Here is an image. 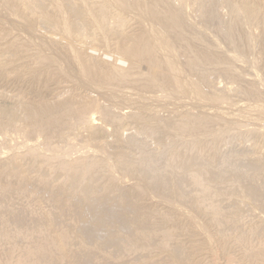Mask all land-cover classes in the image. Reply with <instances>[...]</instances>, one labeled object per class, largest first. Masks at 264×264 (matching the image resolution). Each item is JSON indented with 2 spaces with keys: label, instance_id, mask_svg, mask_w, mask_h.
<instances>
[{
  "label": "rangeland",
  "instance_id": "1",
  "mask_svg": "<svg viewBox=\"0 0 264 264\" xmlns=\"http://www.w3.org/2000/svg\"><path fill=\"white\" fill-rule=\"evenodd\" d=\"M14 1L13 2L16 3V0H14ZM97 1L99 4H101V3H105L104 1H108V0H103V1L101 0V2L99 0H97ZM172 1H174L176 5L173 4ZM243 1L245 2L246 0H240V1L237 0L236 4L243 3ZM254 1L253 0H247V2H245V3L246 4L248 2H249V4L252 3L251 4L252 6L249 4H247V6H250L253 9H254V7H255V9L258 7L257 10L259 11L260 15L264 16V14H262V13H264L263 12L264 10L263 11L259 10L260 6L262 4H264V2H263L264 0L262 1L263 3H258L261 5H258L256 3V6H254ZM260 1L257 0L255 2H260ZM6 2H7V0H0V29H1L0 31L3 30L4 33L6 32V34L8 31L9 35H7L6 37L0 38V40H1L0 43H2V44H0V48L3 49V51H1L2 54L0 53V57H3L5 54L6 57H9L8 59H10V58L11 59L13 58V59L11 62V60L7 61L6 59H4L5 56L3 58H0L2 60L3 59L5 60V65H8L7 68H1L0 69V107L4 110H10L13 112V114L15 116V120H16L15 124L18 125V127H21V126L23 127V125H26V123H25L26 121L29 123V116L27 115V109L28 108H35L34 105L37 106L38 104H48L49 105L50 103H52L51 105H53V103H55L54 106L55 107L57 106L56 112L58 113V111H59V115H61L62 113H65L64 114L65 116L67 114L64 110L68 106L64 107L63 105H65V104L68 105L72 99H73L72 103L77 100L76 102L81 101L79 103H82V105L86 104L87 103L86 100L88 101V99H89L88 103L93 101V100L96 101L97 99H99L100 100L99 105H100V107L102 106V108H100L101 109L100 111L104 113V110L107 108L106 109L107 111L105 110L106 112H105V114H103L104 117L106 116L105 118L103 116H101L102 113H99L98 109L95 110L96 112L91 111L92 114L90 113L91 118L95 117V118H93L94 119L93 124H94L95 128H97V130H96L97 134H95V135H93L90 132L91 130H88V128H84V127L80 128L79 127L82 130H80L78 128L77 129L78 132L76 130L72 129L70 126L69 127L71 129H69V127L67 128L66 126L69 124L71 125L70 122L74 120L73 119L74 116L73 115L71 116L70 114H68V116H67V117H69L68 119H67V117H64V118L60 117L54 123V125H57V126H55L53 128L49 141H47V139L43 135H40L41 137L39 135L33 136V137H28V136L23 134L25 136L24 137L21 134L22 133L21 130H19L21 128H19V129L13 128L16 126L15 124L12 127V125L8 126V124L6 122H3L2 125L0 126V159L4 160L5 163L2 160H0V162L2 161V163H4V166H6L5 164H7V162L5 160L10 161L8 159L10 158V156L13 153L19 154L22 152L24 154V152L26 151L25 149H27V147L31 144L33 145V146L31 145V147L35 148V146H37V149H40V151L39 150H36V151H39V153L43 154L40 156H44V158H46V157L52 158V156L55 155V157L53 156L55 162H58V160L62 161L64 158L63 157L64 153L68 152V153H65L64 161L66 160V162H68L69 158L71 160V161L70 160L69 161L73 162L75 160H78L77 158L83 160V159L87 158V156H88V159H90L92 161H96L95 159L100 158L99 160L101 161V159H102L104 165H107V166H109L110 164H111V166L113 165L111 167L112 169H111L110 173L105 174V176L111 174V175H109L110 178L115 177L117 179V180L112 179L113 180L112 185H114V186L111 187L112 191H110V193H108L110 199L103 198V200H102L101 196L104 195L103 192L105 190L104 187L101 185V183L103 181V179L101 178L102 176H100L102 181L100 183H98V185H100L99 187H101V188L97 187L98 191L96 190L97 192H99V191L101 192V193L100 192L98 193L99 198L96 196H95L96 198L94 196H90L91 197L90 198L89 194H88V195H85L84 197H82L83 199L82 198L80 199V197L77 199L78 195L76 197H74L73 196L74 192H72V194L70 195V192L73 190L72 187H69L70 189L72 188V190H70L68 188L70 191L68 189H67V191L62 190V189L57 187V184L61 180V178L59 179L58 175H56V174H53L54 175L53 176L52 173H50L51 174L50 175L48 173V170H46V167H45V170L43 169L46 173L40 169L41 167L39 168V171H38V169H37L38 164H36V165H34V167H35L34 169H35V171L37 169V171L34 172V170H32V168H33V166H32V168L30 167L31 169H29V170H32L33 172L32 173L30 172V174H29V170L27 171V169L29 167H27L26 165H28L30 163L32 164L33 162H29V161H28L29 163L27 162V160H31V159H29V157H28V159L25 160L28 163V164L25 163V168H26L25 170L30 175V177L29 176L28 177L31 178L33 180L32 182H34V183L29 182V178L27 177L25 180H28L29 185H27L28 183L25 180H24L25 182L23 181V183H25V184H23L21 182L22 184L20 183L21 184L20 185V184H18L19 182H17V184L19 186H21V188L22 187L24 188L27 186L25 188V190L27 189L26 190L27 193L29 194L31 189H32L31 193L33 195H34V193H36L35 194L36 197L40 196L39 194L41 191L43 193L47 191L46 195H44L41 192L44 195L43 197H45V198H43L41 195V197H39L38 199L39 200L44 199V201L46 200L47 206H49L51 204L50 207L55 206V204L57 202L56 200H53L54 195H55V199L57 197V194L64 197V199H62L63 197L58 195L59 197H61V198L57 197L58 200L59 199H61V200H60V203L57 202V205H61V204H65V203L68 204V202H66V201L64 202V200H67V201L71 200V202L69 201V203H71L69 205H72V209L74 208L73 212H74V215H76V216H74L71 213V211L66 213L65 209H63L61 211L62 212L65 211L63 213L64 214L66 213V214L64 215L61 212L60 214L63 216L59 215V213H58L60 211L59 210L57 212V216H59V217L56 216V219L54 221L55 226L56 225L57 226H63V225L66 226L67 228L71 229L74 233H76L77 236H79V237L81 236L83 241H84V242L77 241L75 243L74 246H75V248H77V250L75 251L76 254L74 253V255H71V258H69L67 260L68 261L67 264H264V247H262V246L259 247V244L261 242H264V142H263L264 140L258 141L260 143V145L259 144L257 145L258 142L256 143V141H255V140H257V138H255L256 135H258L259 133L264 134V127H263L264 126V117H263L264 116V113H263L264 110L261 109V107L264 108V68H263L264 67L263 66L264 65V63H263L264 62V50L262 49L264 46V31H263L264 22H261V20H264V17L260 16L261 18L259 17V19H257V20H259V23L261 22L259 25H257L258 23L256 24V26L251 25V24H254V22L256 23L257 20L254 21L253 23H250V22H249L250 24L248 23V25H251L250 28H247L249 26L244 24L245 28H247V30H246L244 28V26H242V25H240V27L234 26L235 25L234 23H236V22H234V21H236V18L232 14V11H231L232 8L230 6H228L227 3H225L226 2L225 0L224 1L223 0H217V2L215 0H213L212 3H210V0H189V1L186 0L184 2H181L179 0L178 1L177 0H171V2H172L171 6L172 7L175 6V8H177V9H180L182 7L181 8L182 14L184 15L186 13L185 16L187 15L186 17L188 19L186 20V17L183 16V19H184L186 24L187 23H189V24L193 23L192 26L193 27L195 26L194 28H196L197 25L199 24L197 27L198 29L196 28L198 31L195 29H193V30L196 33L198 32V34L201 37H203L205 44L212 46L215 51H218L222 55V57L225 56L226 57L225 59H227L229 57L228 60L232 63L230 65L233 66V68H234V69L232 68V70H233L232 73L233 72L236 73L235 71H237V73H239V76L241 74V76H240L241 79L238 76H237V79L231 78V77L229 78L228 77L229 74H227V73L222 74L223 71L220 73L221 70H219V69H212V70L208 69L211 72L210 74L214 73L215 70H216L215 72L219 73V74L218 75L217 74H213V75L209 74L208 75L206 73L205 77H207V75L210 76L209 80H206L205 78H203V79H205L204 81H206L207 83H209V82L210 83L204 84L205 82H203L201 84V86L203 85L201 87L202 92H203V90H205L207 95H210L212 93H214V94L215 93L216 94L222 93V94L227 95V97H228V95H230L229 96L230 98L228 97L227 101H223V103L218 102L220 104L208 106L206 103L195 101L196 99L195 100L193 99V98L197 97V95H198V93L196 91V87L195 88L192 87L186 95L182 96V98H181V96H177V95L166 96V93H164V90L157 88L155 86L154 87L139 88V89L136 88L135 86H131V87L122 86V88L119 87V89H118V87H117V89L116 88L112 89L111 93L106 91V90L105 91H103V90L99 91L98 89L96 90V89L92 88V85L87 84L86 81H84V80L82 82V80L80 79V74H79L80 70H77L78 67L76 69L77 65L75 64V61L73 64V60L72 59L70 60V58H72V57L70 56L69 49H67V47H66V41L64 40V37L62 35H58L55 37L52 36L50 34L51 31L46 29V27H44V25L42 24L43 22H41V25H38V22L40 23V21H38V19H39L38 17L41 14V13H39L40 8H41V10L44 9L42 4L40 3V1L39 0H17L16 6L18 7V9L16 6H14L15 4H13V7H16L15 9L19 12L18 18L15 14L12 13L13 9L9 5H7ZM180 2L185 4V6L183 4H181ZM106 3H107L108 11H110L111 17L108 19V21H106V22H108V24L107 23L102 24V27H104V29L101 28V31L97 30L96 26L94 27L95 24L91 20L92 26L94 27V32L96 31V33L92 34V32H91V34L89 35V38H91L90 41H92V42H90V43H85L83 41L79 42L80 38L78 40V36H76V34L71 33L74 46L76 45V43L78 45V42H79V45L85 44L82 48L84 50L81 49V51L83 52V55L86 56V54L88 52L90 55L89 58H91V62H93V61L96 63L100 62V63H98L99 65L101 64L100 67L105 68L104 65L107 64L106 61L109 62V61H112L115 59L117 50L121 46H123L124 43L127 42V39L129 40L130 38L136 36L137 33H139V32L142 33V32H146L147 30L149 31V29H148L149 27H150V30H152V28H153V31H155L157 29L155 32H157L158 34L159 33L161 34V32H162L161 30H163L162 33H165V34H163V35L161 34V36H164V38H167L168 34H169V36L171 35L170 37L172 38L173 33H175L173 31V28L168 26V24H166L162 20H152L151 21L152 23H151V22H148L149 20H147V19H143L142 17L140 18L139 17L140 15L138 14V12L136 13V12L129 11V10H123L124 14H122V12H121L122 10L118 11L119 9H118L117 5H115V3L112 0H110L109 2H106ZM111 3H113V5H111ZM48 4H49V1H48ZM180 4H181V6H179ZM216 4L219 6L217 7ZM206 5H210V7L206 6ZM77 6L79 7L80 4H78ZM198 6H200V7H198ZM201 6L205 7V8H202ZM215 6H216V8L213 9V7H215ZM227 6H228V8L230 7L228 9L229 11L227 10ZM38 7H39V9H38ZM19 8H20V10H19ZM64 8H66L65 10L69 14L68 15V22H70V20H71L70 18L72 16V14L69 10L68 4H65ZM80 8L82 10L85 9L84 7H82V5ZM184 8H186V9H184ZM201 8L205 12L203 10H201ZM49 9H50V6L47 10L49 11ZM196 9L198 10V12L196 11ZM263 9H264V5H263ZM36 10L39 12L35 13ZM261 10H262V8H261ZM114 11H115V13H113ZM116 11L121 12V14L120 13L118 14V12H116ZM202 11H203V15H205L206 17L202 16V14H201ZM132 13H134V14L131 16ZM123 15H125L126 17ZM196 16H198V18ZM201 16L204 18L202 19ZM209 17L211 20L216 19L217 23L221 19L219 21V23L221 25H223V27L221 25L218 26V24H215L216 25L215 26L213 23H211V21L209 20ZM241 18H242V16H241ZM241 18H239L238 20L239 21L242 20L241 21L242 23L246 22V24H247V21H245L244 18L243 19H241ZM206 19H208L210 22L208 20L206 21ZM145 20H147V21H145ZM188 20H190V21H188ZM216 20L213 22H216ZM230 20H232L231 21L232 23L230 22ZM243 20H244V22H243ZM143 23H145V24H143ZM70 24H71V22H70ZM148 24H150V25H148ZM152 24H154L155 27ZM189 24H187V25L191 27V24L190 25ZM210 24H211V26H209ZM144 25L146 27H144ZM157 25L159 26V28ZM213 26L216 27V29L218 28L217 30H219V29L220 30L219 31L215 30V28ZM220 26H221V28H219ZM234 27L237 28L239 33H242L245 36H247L248 41H249V38H251V37H249V35L251 33V36L253 38L250 39L251 43L249 45L253 47V43H254V47L249 48V50L251 52L254 51V53L252 52L251 56H250L249 50L244 49V51H242L243 49L241 47V44L240 45L238 44V36H237V33H235L236 31H235ZM29 28L32 31L31 33H30ZM166 28H170V29L167 30ZM203 28H204V30H203ZM225 28H227V29H225ZM231 28H232V31H231ZM257 28H258V30H257ZM159 29H160V32L158 31ZM199 29L201 31H199ZM140 30H143V31H140ZM170 30L173 33H171ZM9 31H11V32L9 33ZM102 31H104V32H102ZM165 31H167V32H165ZM248 31H250L249 35H247ZM132 32L135 33V35ZM229 32L231 33V35H229ZM32 33H34V35H32ZM100 33H104V35L106 33V35L108 37L107 40H106V36L101 35ZM129 33H131V35H128ZM224 33H225V35H224ZM258 34H260V35H258ZM119 35L121 36L120 37L121 41H118ZM227 35H228V37H227ZM112 36H114V37H112ZM19 37H21V38H19ZM174 37H175V35L173 36V38ZM226 37H227V39H226ZM13 39L16 40L18 43L20 42L21 48L23 45L24 46L23 49H25V51H27V52H29V51L35 52L36 48L40 47L41 44H43L45 46L43 48V50L45 51V54H47V55L51 54L52 56H54L56 58L57 65L59 67H61L60 69L62 71L67 73L66 76H61V77L55 76L52 78L50 77L51 78L50 79L49 77H47L46 73H44V72H43V75H42V72L36 73V75L33 74L32 71H33V69L36 68V65H35V63H33V61H32V63L30 62L31 59H28V60H25V58L22 60L19 59L18 56H20V55L18 53H16L15 50L12 52L11 47H10L11 50L9 48H8V50H6L7 46H11V44H13L12 43ZM32 40H33V42H32ZM108 40H110V41H108ZM251 40L253 41V43ZM104 41H105V43H104ZM107 41H108L109 45H107V43H106ZM259 42H260V44H259ZM104 44L107 47H104L105 46ZM220 45H222V47H220ZM234 45H236V48H238V52H237V49L235 48ZM99 46H101V47H99ZM231 46H232V48H231ZM42 47H40V48H42ZM79 47L80 46H78V48H77L78 50H80V48L82 46L80 48ZM102 47L106 48L108 53L105 52V50ZM255 48H256V50H255ZM235 49H236V52H234ZM4 51H6V52L4 53ZM9 51L12 53H10ZM7 52H8V54L10 53L9 56H7V54H6ZM85 52H86V54H85ZM104 53H107V54H104ZM11 54H14L15 58L13 56H11ZM258 54H260V55L257 56ZM15 55H18V56L16 57ZM16 58H18V59H16ZM22 58H23V56H22ZM58 58H60V59H58ZM87 58H88V54H87ZM15 59H16V61L18 60V63L17 62L13 63V61H15ZM178 59H180L182 65L184 67V65H185L184 56H180V57H178ZM178 59H177V61H179ZM4 60H3V62H4ZM104 60H106V61H104ZM258 60H259V63H258ZM261 60H262L263 65L261 64ZM8 62H11V64L10 63L8 64ZM176 63H178V62H176ZM181 63H178L177 65L181 66L180 65ZM12 64H14V65H12ZM30 65H31V67H29ZM107 67H106V69H107ZM183 67H181V69ZM11 69H13V70H11ZM184 70L186 73L185 78L190 83H196L199 75H200L199 80L201 77H203V75L205 73L201 76L200 72H206V71L208 72L207 68H206V70L205 69H197L199 71L194 70L191 72H189L186 68H184ZM10 71L11 72L13 71V73H11ZM77 72H79V73H77ZM14 73H15V75H14ZM190 73H191V75H190ZM193 73L196 76L194 75V77H193ZM186 75H187V77H186ZM224 75L225 76L227 75L226 77H228V80H226L227 78L224 79L225 78ZM221 76L224 78H222ZM238 78L240 81L239 84H238ZM242 78L245 79V82H247L249 80V84L251 81H253V82H251V85L257 84V85H253V88H255V86H258L257 88L260 90V92H256L257 91V88H256V90L254 89V91H253V93L256 92L255 95H257V93L260 94V96H258V98H257V101L255 100L256 99L255 95L253 96L252 92L251 93L248 92V93H250V96L246 91L245 92H246L247 96L244 94L245 93L244 90H243L244 93L242 92V88L240 85ZM194 80H196V81L194 82ZM242 81H244V80H242ZM87 82L91 83L89 80H87ZM228 83H229V85H228ZM206 85H207V88H206ZM210 85H212V86H210ZM203 87H205V88H203ZM123 88H125V89H123ZM237 88H239V89H237ZM115 90H117L118 92H115ZM120 91H121V93H120ZM230 91H231V93H230ZM234 91H236V92H234ZM108 94L110 95V97ZM200 94H201V91H200ZM38 96H39V99H38ZM248 96L250 98L252 96V98L250 99V98H248ZM253 97L255 98L254 100H253ZM84 98L86 100H84ZM33 99L35 102L33 101ZM229 99H230V101H229ZM32 101H33V103H32ZM42 101H43V103H42ZM76 102L74 105L77 104ZM59 104H60V106H58ZM175 104H176V106H175ZM231 104H232V106H231ZM74 105L73 106L71 105V107L77 109L78 104L76 107ZM80 105L81 104H79V106ZM103 106H105V107H103ZM200 106H201V108H200ZM259 106H260V109L263 110V112L260 109H259V112L257 111ZM58 107L59 108L63 107V109H61L62 111L58 110ZM103 108H105V109H103ZM102 109H103V111H102ZM201 109H203V110H201ZM215 109H216V111H215ZM239 109H241V111ZM187 111H188V113L192 111L191 112L192 114L194 112H195L194 114H196V113H199V114L201 113V114H205V115L208 114V116H210V117L212 116V117H214V119H218L216 121L217 122L219 121L218 123L219 124L221 123L222 127L225 126V128H227L228 130L231 127L232 131L235 129L233 131L234 134L236 133V134H238V136H241V138H243V139H240V137L237 138V135H233L228 140L227 139L225 140V142H227L225 154L227 156L226 158L229 159L228 167L224 166V165H227V164H225V162L215 161V157L214 158L212 157L213 154L209 150L214 151L215 148L210 149L209 147L203 146L200 148V150H198L196 152H192L194 150L191 149V151H190L188 148H185L184 143H182L183 140H181V137L177 133L174 134L175 132H173L170 129V127L178 120V117L181 118V116H184L183 114L187 113ZM201 111H203V112L205 111V113H203ZM238 111H240V112H238ZM60 112H62V113H60ZM139 112H140L141 116H143V117L139 116V117H141V119H140V121L139 120L137 121L134 119V114L135 113L139 114ZM106 113H109L110 115L106 114ZM241 113H243V114H241ZM93 115H95V116H93ZM117 115H118V117H121L123 119H128V121L125 125L126 127L123 126L121 129V127H119L115 123L113 117L117 116ZM171 116H172V118H171ZM173 116H174V118H173ZM225 116H226V118H225ZM109 117H110V119H108ZM159 118H160L161 122H163L162 118H163V120L165 118L164 122L170 121L171 119L173 121L171 120L170 123L165 122L166 123L165 125H167V126H164V123H161L160 121H158ZM166 118L168 120H166ZM262 118H263V120H262ZM65 119H67L68 121L70 119L69 123ZM257 119L259 122L257 121ZM147 120L149 123L147 125L150 126L151 131L153 129V133L150 132V130H149V133H144L145 129L143 127H141L142 125H140V123H147ZM64 121H66V123ZM158 122H160L161 124H159ZM171 122H173V123H171ZM129 123H131V124H129ZM60 124H62V126ZM158 124H159V127H158L159 130L156 128L158 126ZM170 124H172V125H170ZM58 125H60V126H58ZM63 125H65V126H63ZM169 125H170V127H169ZM221 125H220V127H221ZM131 126H133V127H131ZM151 126L152 127L154 126V128H152ZM161 126H162V129H160ZM58 127H59V129L60 128L61 129L58 130L57 129ZM140 127L143 130V132H141V133L137 134V132H135V130H132V129H138V128L140 129ZM252 127L255 129H253ZM214 128L215 127L213 124L211 129L213 131H215ZM16 129H18L17 132H16ZM139 129H138V131L140 132ZM164 129H165V131H164ZM231 129L229 131H231ZM246 129L248 130V133L253 132L255 134V136L254 137L252 136L253 133L249 134V136H247L248 133H247ZM64 130H66V131L64 132ZM155 130H157V131H155ZM257 130L260 132H257ZM61 131H63V132H61ZM74 131H76L77 133L75 132L76 133L75 134ZM120 131H123V133ZM171 131L173 133H171ZM67 132H69V133L72 132V133L69 134ZM147 132H148V130H147ZM62 133H64V136H62L63 135ZM130 133L133 135V136H131L132 140H130V138H129ZM242 133L243 134L245 133V134L243 135ZM134 134H136L137 137H136V135L134 137ZM126 135L127 136L129 135V136L127 137ZM234 136H235V138H234ZM65 137L66 138L68 137V138L66 139ZM122 137H124L122 140L124 143H121ZM92 138H95V139H92ZM185 138L190 140V141H193V139H194L193 132L186 133ZM136 139H137V141H136ZM52 140H54V141H52ZM260 141L263 143L261 144ZM41 142H42V144H41ZM136 142L140 143L141 146H143L144 148L142 147L140 151L136 150L137 148L133 144V143L137 144ZM67 143H68V149H67ZM71 144H73V145H71ZM165 144H166V146H165ZM174 144H176L175 148L170 149L171 145H174ZM11 145H12V147H11ZM42 145H43V147H42ZM49 146H50V149H49ZM52 146H54V147H52ZM45 147H47V148H45ZM133 147L136 149H134ZM43 148H45L47 150L44 151ZM51 148H53V149H51ZM54 148L58 149V150L60 148L61 150L63 149V151H62V153L59 152L58 150L55 152ZM123 148L125 151H122ZM64 149L65 150L67 149V150L65 151ZM142 149H144V150H142ZM52 150H53V153H52ZM118 150H119V152H118ZM120 150H121V153L122 152L125 153L127 156H129V158L131 160H134V162H136L138 159H141V157L139 158V156H142L143 152H144V154L147 153L146 155L148 156V160L145 161L144 164L137 162L136 167H138L137 166L138 163H139L138 164L139 167L135 168L133 174L129 173V174H127L128 176L126 174H125L126 175L125 176L124 173L122 171H120V169L117 166H116V168L114 166L117 160H116V158H113V156L116 157L115 156L116 151L118 153H120ZM47 151H49V152H47ZM136 151H139V152H136ZM50 153H51V155H49ZM48 155H49V157H48ZM102 155H105L106 157L105 156L103 157ZM56 156H57V158H59L58 160H57ZM137 156H138V159H136ZM210 158H212L213 162H210V160L208 161V159H210ZM113 161H114V163H112ZM10 162H8L7 165H9ZM172 162H173L174 166L170 168L169 164H171ZM43 163H41V164L39 163V165H42ZM46 163H47V161L44 163V165ZM201 163L202 164L204 163L205 165L207 163L208 167H204V166L203 167H204V169H206V172L212 176V177H207L205 175L204 176L202 175V178H203L202 183L210 186L212 191L214 190V192H217L215 196L210 197L211 202H209L208 200L205 199L204 205L209 206L210 204H213L215 206H218V208H220L221 210H223V212H225V214H227L225 217L213 218L212 216H210V214H208L210 212L204 211L203 209L200 210V208H198V207L197 208L194 207V205H197V204H196V201L193 197L196 195L198 190H197V188H195V186H193V184H191L190 182H188L186 180V177L188 176V174L190 172H192L191 171L192 166L200 165ZM140 164L142 165V167H140ZM2 165L3 164H1V167H4ZM44 165H42V166H44ZM22 168L24 169V166ZM40 170L43 172H41ZM0 173H2V172L0 171ZM33 173H36V176ZM101 173H99V174H101ZM96 174H98V172H96ZM31 175H32V177H31ZM39 175L40 176L45 175L48 177L51 176V177H49V178H51V180L48 178L49 182L46 183L47 185L43 184V186H42V183H40V185H39V183L36 182V181H40ZM2 177H4V175ZM37 178H39V179H37ZM118 178H119V180H118ZM124 178L126 180H124ZM130 178L133 179V181ZM12 182L13 181H11V183ZM14 183H16V182H14ZM117 183H119V184H117ZM33 184H34V186H33ZM54 184L56 186L53 187ZM134 184L136 186L138 185L139 187H141L142 190L140 191V188H138V187L135 188ZM12 185L15 186V184H13V183H12ZM46 186H48V187H46ZM115 186H118V187H115ZM39 187H41L42 189ZM147 187H148L149 191L147 190ZM49 188H50V190H49ZM134 188L136 190H133ZM144 190H145V192H142ZM49 191H51L52 193L51 192L50 193L53 195H48ZM147 191H148V193H147ZM151 191H152V193H151ZM55 192H57V193H55ZM62 192H64V193L62 194ZM31 193H30V195H32ZM114 193L118 194V196L116 197V194H114ZM138 193H139V195H138ZM145 193H146V195H145ZM64 194L65 195L67 194V196H65ZM140 194H143V195L141 196ZM35 195H34V197H35ZM72 196H73V198H72ZM51 197H53V198H51ZM85 197L88 198L89 200L87 199V201H86ZM100 197H101V200L105 201L107 204V205L104 204V206L102 208L103 210H101V211L99 210V204L102 203V202H100ZM120 197H122V198H120ZM190 197H192V198H190ZM18 198H19V196L16 197V200H18ZM116 198L121 200V201L117 200ZM182 198L183 199L185 198L187 202H185V200H182ZM188 198H190V199H188ZM177 199H179V200H177ZM16 200H14V203L11 202L13 204L14 210H16V209H18L19 211L24 210L21 207L22 206L26 207V205L19 199L22 202L19 205L24 204V205L20 206V209H19L18 203L20 201L17 203ZM73 200H74V202L76 201L74 203V205H76L75 207H73ZM112 200L115 202H112ZM189 200H193V202L189 201ZM54 201H56L55 204H54ZM84 201H86L85 202L86 204L84 203ZM124 201H125V203H124ZM62 202H64V203H62ZM91 202H93V203H91ZM97 202H98V204H97ZM118 202H122V203H118ZM182 202H183V204H182ZM15 203H17V206ZM82 203H84L85 205H83ZM90 203H91V205H90L91 207L90 206L88 207V205ZM109 203H111V205H109ZM117 203H118V205L116 206ZM92 204L93 205L96 204V205L93 206ZM123 205H125V206H123ZM83 206H84V211H83ZM76 207H79V209L78 208L77 209L80 211L82 209L81 212L83 214L80 213V211H78L76 209ZM92 207H94V208L92 209ZM160 207L162 208L160 211L166 210L165 212L167 214L170 213L171 216H172V214L174 215L172 220L163 221L164 223L169 222L168 225L175 226V230H176L173 238L171 239V241H169V245H168L167 250L161 249V243H160V239L158 238V236H155L154 234L149 235L150 233H152L154 231L153 229H151V227H153L152 225L155 224V226H156L157 225L156 221L160 220V219H158L159 217L156 219L154 217V214H153V213H156L155 211L159 210ZM63 208H65V207H63ZM157 208H159V209H157ZM105 209H107V210H105ZM153 209L155 211H153ZM111 210L114 211V215H116V216H114V218H111V219L105 217L104 216L105 212H109ZM143 210H145V211H143ZM85 212H87L89 215ZM91 212H92V214H91ZM142 212H143V214H142ZM144 212L145 213L147 212V215L145 214L146 216L144 215ZM79 213H80V215H79ZM124 213H127V214L125 215ZM127 215H130V216H127ZM148 215L149 216L153 215V219H156V221L153 219H152L153 221H151V219H150V221H147L148 218H152V216L149 217ZM62 217H64L65 220ZM146 217H148V218L146 219ZM20 218L13 220L12 221L13 223L11 224V226L13 225V227H14V224L16 225L17 221H18L17 227H20L19 223L22 224L21 227H23V226L24 227H26V226L31 227V225L33 226V224H35L33 221H32L33 223L31 224L30 223L31 220H28L27 218H23L22 216ZM59 218H62L64 221L59 219ZM69 218H72L73 221H72V219H69ZM83 218L84 219L87 218V220H82ZM25 219H27V220L24 221ZM57 219L61 222H58ZM74 219H76V220H74ZM103 219H105L104 223H106L108 220L109 224H108V222L106 223V225H104V223L99 224V221H101ZM144 219H146V220H144ZM124 220H126V221L124 222ZM70 221H72L73 223H69ZM160 221H159V223H160ZM26 222L30 223V224L27 225ZM65 223H68V224H65ZM78 223L80 225H78V227L76 228L75 225L77 226ZM97 223L100 225V227H97V225H98ZM101 225H104V227H102ZM71 226L73 227V229L75 227V231L72 229ZM107 226L109 227L110 231L108 230ZM136 226L138 228H136ZM85 228L87 230L89 229V230L95 231V233H93V235L96 236L97 242H100V244L97 243L95 239H94L95 245L93 242L94 240L90 241L91 235L87 236V233L84 234V231H82ZM106 228H107V231H105ZM98 229L104 230L107 233H105L103 231L104 233L101 232L100 237H99L98 236L99 235ZM138 229H140V231L142 230V232L146 231V235H144V237L139 236L137 233ZM110 232L111 233L115 232L114 234H117V235L119 233V235H121V236L118 235V237H114L116 235L113 234L114 235L113 236V235H111ZM108 233H110V234L108 235ZM105 238L106 239L108 238L107 241ZM103 239H105V240L103 241ZM21 243L23 244L22 241H20L18 244L20 246H22ZM82 244L87 246L88 248L83 249ZM96 244H98V245L96 246ZM2 248L8 249L5 246H3Z\"/></svg>",
  "mask_w": 264,
  "mask_h": 264
},
{
  "label": "bare ground",
  "instance_id": "2",
  "mask_svg": "<svg viewBox=\"0 0 264 264\" xmlns=\"http://www.w3.org/2000/svg\"><path fill=\"white\" fill-rule=\"evenodd\" d=\"M14 0H7V5H9L12 9H13V14H15L16 16H17V18H18V16H19V12L15 9L17 6H16V3H17V0H16V3H14L13 2ZM40 1V3L42 4V6H43V8L44 9H42L41 10V8H40V12L39 11H37L36 10V12L35 13H37V12H39V13H41L40 14V16L38 17L39 19H38V21H40V23L38 22V25H41V22H43L42 24L44 25V27H46V29H48L49 31H51V35L52 36H58V35H62L63 37H64V40L66 41V47H67V49H69V53H70V56L72 57V58H70V60L72 59L73 60V64H74V61H75V64L77 65H75L76 66V69H77V67H78V69L77 70H80L79 72H77V73H79L80 74V79L82 80V82H83V80L84 81H86V83L87 84H90V85H92V88H94V89H98L99 91L101 90H103V91H108V92H110L111 93V90L112 89H117V87H118V89H119V87H121L122 88V86H127V87H131V86H135L136 88H145V87H157V88H160V89H162V90H164V93H166V96H171V95H177V96H181V98H182V96H184V95H186L188 92H189V90L193 87V88H195L196 87V91H197V93H198V95H197V97H195V98H193L195 101H199V102H202V103H206L208 106L209 105H211V106H213V105H215V104H220L221 102L223 103V101H227L228 99V97L230 96V95H228V97H227V95H225V94H214V93H212V94H210V95H207V93L205 92V90H203V92H202V89H201V87L203 86H201V84L203 83V82H205L204 84H206L207 82L206 81H204L205 79L206 80H209V77L210 76H208L211 72L209 71V70H212V69H219V70H221L220 71V73L222 72V74L224 73V74H229L228 75V77L230 78H236L237 79V76L240 78V76H241V74H240V76H239V73H237V71H235L236 73H232V68H233V66H231L230 64H232L228 59H229V57L227 58V59H225L226 57L224 56V57H222V55L218 52V51H215L214 50V48L212 47V46H210V45H207V44H205V42H204V39H203V37H201L199 34H198V32L196 33L193 29H195V30H197L198 28V25H197V29L196 28H194L192 25H193V23L191 24V27L190 26H188L187 24H189V23H185V21H184V19H183V16H185V14L183 15L182 14V7L180 8V9H177V8H175V6H171V3L173 2V4H175V2L174 1H172L171 2V0H112L114 3H115V5H117V7H118V11H121L122 12V14H124L123 13V10H129V11H133V12H138V14L140 15L139 17L141 18H143V19H147V20H149L148 22H151L152 20H162V21H164L166 24H168V26H170V27H172L173 28V31L175 32V33H173L171 30V33H173V36L175 35V37L173 38V36H172V38L169 36V34H168V37L167 38H164V36H161V34L163 35V34H165V33H162L163 32V30H161L162 32H161V34L159 33H157V32H155V31H153V28H152V30H150V27L148 28L149 29V31L147 30L146 32H142V33H137V35L136 36H134V37H132V38H130L129 40L127 39V42L126 43H124L123 44V46H121L118 50H117V52H116V57H115V59L114 60H112V61H109V62H107L106 60H104V61H106V63L108 64H106V65H104L105 66V68H103V67H100L101 66V64L99 65L98 63H100V62H98V63H96V62H91V58H89V53L87 52V54H88V58H87V54H86V52H85V54H86V56L85 55H83V52L81 51V49L83 48V46L85 45V44H83V45H79V42H81V41H83V42H85V43H90V42H92V41H90V39L91 38H89V35L91 34V32H92V34H94V33H96V31L94 32V27L96 26V28H97V30H100L101 31V28L102 29H104V27H102V24H105V23H107L108 24V22H106V21H108V19L111 17V14H110V11H108V8H107V3L106 2H109L110 0H108V1H104L105 3H101V4H99L98 3V1L97 0H39ZM47 3H46V2ZM48 1H49V4H48ZM100 2H101V0H99ZM103 1V0H102ZM178 1V0H177ZM179 1H181V2H184V1H186V0H179ZM189 1V0H188ZM213 1V0H212ZM212 1L210 0V3H212ZM216 2H217V0H215ZM224 1V0H223ZM226 2L225 3H227L228 4V6H230L232 9H231V11H232V14H233V16L236 18V21H234V22H236V23H234L235 25L234 26H238V27H240V25H242V26H244V28H245V25H247V26H249V27H247V28H250L251 27V25L252 26H256V24L257 25H259L261 22H264V20H261V22L259 23V20H257V19H259V17L261 16V17H264L263 15H260V13H259V11L257 10V8L255 9V7L254 6H256V3L258 4V3H263L264 1L263 0H259L260 2H255V1H257V0H253L254 1V9L252 8V7H250V6H247V4H249V2L246 4L245 2H247V0L244 2L243 1V3H238V4H236V2H237V0L235 1V0H225ZM238 1H240V0H238ZM263 1V2H262ZM180 2V3H181ZM194 2V1H193ZM186 3V2H185ZM199 3V2H198ZM13 4H15L14 6H16V7H13ZM65 4H68V7H69V10H70V12H71V14H72V16H71V20H70V22H71V24H70V22H68V13L66 12V8H64V6H65ZM78 4H80V6L78 7L77 5ZM109 4V3H108ZM181 4H183V3H181ZM181 4L179 5V6H181ZM205 4V3H204ZM203 4V5H204ZM218 4V3H217ZM216 4V5H217ZM224 4V3H223ZM252 4V3H251ZM251 4H249V5H251ZM81 5H82V7H84L85 9H81L80 7H81ZM111 5H113V3H111ZM176 5V4H175ZM184 6H185V4H183ZM182 5V6H183ZM258 5H261V4H258ZM257 5V6H258ZM263 5L264 4H262L261 6H260V11H263L264 9H263ZM41 6V7H42ZM49 6H50V9H49V11L47 10L48 8H49ZM195 6V5H194ZM206 6H209L210 7V5H206ZM219 5H217V7H218ZM228 6H227V10L230 8H228ZM252 6V5H251ZM67 7V6H66ZM198 7H200V6H198ZM202 7V6H201ZM223 7V6H222ZM225 7V6H224ZM179 8V7H178ZM202 8H205V7H202ZM201 8V10H203ZM216 8V6L215 7H213V9H215ZM261 8H262V10H261ZM17 9H18V7H17ZM38 9H39V7H38ZM113 9V8H112ZM184 9H186V8H184ZM200 9V8H199ZM19 10H20V8H19ZM115 10V9H114ZM117 10V9H116ZM217 10V9H216ZM118 11H116V12H118ZM188 11V10H187ZM196 11L198 12V10L196 9ZM204 11V10H203ZM203 11H202V16H204V17H206L205 15H203ZM229 11V10H228ZM121 12H118V14L120 13L121 14ZM205 12V11H204ZM227 12V11H226ZM225 12V13H226ZM264 12V11H263ZM113 13H115V11L113 12ZM223 13V12H222ZM117 14V13H116ZM117 14V15H118ZM127 14V13H126ZM134 13H132L131 14V16L133 15ZM198 14V13H197ZM196 14V15H197ZM262 14H264V13H262ZM37 15V14H36ZM200 15V14H199ZM123 16H125V15H123ZM187 16V15H186ZM185 16V17H186ZM189 16V15H188ZM201 16V18L203 19L204 17H202ZM226 16V15H225ZM232 16V17H233ZM240 16V17H239ZM241 16H242V18H241ZM126 17V16H125ZM184 17V18H185ZM197 18H198V16H196ZM241 18V19H243L244 18V20L245 21H247V24H246V22H244V20H243V22L244 23H242L241 21H239L238 19L239 18ZM260 17V18H261ZM118 18V17H117ZM190 18V17H189ZM200 18V17H199ZM200 18V19H201ZM213 18V17H212ZM231 18V17H230ZM188 18L186 17V20H187ZM199 19V20H200ZM234 19V18H233ZM91 20L94 22V27L92 26V22H91ZM140 20V19H139ZM147 20H145V21H147ZM208 19H206V21H207ZM209 20L211 21V23H213L214 25L215 24H218V26L219 25H221L220 23H219V21L221 20H219L218 21V23H217V20L216 19H212L213 21H215L216 20V22H213L211 19H210V17H209ZM208 20V21H209ZM226 20V19H225ZM238 20V21H237ZM257 20V22L255 23L254 21H256ZM144 21V22H145ZM188 21H190V20H188ZM187 21V22H188ZM209 21V22H210ZM232 20H230V22H231ZM10 22V21H9ZM158 22V21H157ZM156 22V23H157ZM253 23L254 22V24H251V25H248V23ZM152 23V22H151ZM222 23V22H221ZM232 23V22H231ZM242 23V24H241ZM249 23V24H250ZM143 24H145V23H143ZM189 24V25H190ZM195 24V23H194ZM245 24V25H244ZM4 25V24H3ZM148 25H150V24H148ZM153 26H154V24H152ZM201 25V24H200ZM231 25V24H230ZM229 25V26H230ZM263 25V24H262ZM158 26V25H157ZM209 26H211V24L209 25ZM216 26V25H215ZM222 27H223V25H221ZM221 26L219 27V28H221ZM228 26V27H229ZM144 27H146L145 25H144ZM155 27V26H154ZM201 27V26H200ZM214 27V26H213ZM227 27V26H226ZM157 28V27H156ZM158 28H159V26H158ZM210 28V27H209ZM208 28V29H209ZM215 28V30H217L216 29V27H214ZM230 28V27H229ZM235 28V33H237V36H238V44L240 45L241 44V47H242V51H244V49L245 50H249V48L251 47V48H253L254 47V43H253V41H252V43H253V47L252 46H250L249 44L251 43L250 42V39H252L253 37L251 36V33H250V31H248V33H247V35H249V33H250V35H249V37H251V38H249V41H248V38H247V36H245L244 34H242V33H239L238 32V30H237V28L236 27H234ZM247 28H245L246 30H247ZM253 28V27H252ZM119 29V28H118ZM155 29V28H154ZM167 30L168 29H170V28H166ZM225 29H227V28H225ZM1 30V29H0ZM29 30H30V33L32 32L31 31V29L29 28ZM93 30V31H92ZM203 30H204V28H203ZM220 30V29H219ZM219 30H217V31H219ZM222 30V29H221ZM257 30H258V28H257ZM99 31V32H100ZM139 31V30H138ZM140 31H143V30H140ZM159 32H160V29L158 30ZM169 31V32H170ZM198 31V30H197ZM199 31H201L200 29H199ZM211 31V30H210ZM231 31H232V28H231ZM263 31H264V29H263ZM11 31H9V33H10ZM102 32H104V31H102ZM165 32H167V31H165ZM228 32V31H227ZM226 32V33H227ZM255 32V31H254ZM71 33H73V34H76V36H78V40H79V38H80V40H79V42H78V45H77V43H76V47L74 46V44H73V39H72V34ZM133 33V32H132ZM205 33V32H204ZM101 35H104V33H100ZM125 34V33H124ZM134 35H135V33H133ZM7 35H9L8 34V31H7V34H6V32L4 33V31L2 30V31H0V38H3V37H6ZM32 35H34V33H32ZM127 35V34H126ZM128 35H131V33H129ZM223 35V34H222ZM224 35H225V33H224ZM229 35H231V33L229 32ZM257 35V34H256ZM258 35H260V34H258ZM104 36H106V40H107V35H106V33H105V35ZM133 36V35H132ZM112 37H114V36H112ZM119 37V39H118V41H121V36L119 35L118 36ZM227 37H228V35H227ZM227 37H226V39H227ZM231 37V36H230ZM19 38H21V37H19ZM15 39V38H14ZM12 40V43L13 44H11V46H7V49L6 50H8V48L11 50V48H12V52L15 50L16 51V53H18L20 56H18V55H15L16 57L18 56V58L19 59H24L25 58V60H28V59H31V63H32V61H33V63H35V65H36V68L35 69H33V71H32V73L33 74H35L36 75V73H39V72H42V75H43V72L44 73H46V75H47V77H55V76H66V72H64V71H62L60 68L61 67H59L58 65H57V60H56V58L54 57V56H52L51 54L50 55H47V54H45V51L43 50V48L45 47L43 44H41V46L40 47H42V48H40V47H35L36 48V51L35 52H27V51H25V49H23V45H22V48H21V45H20V42L18 43L16 40ZM48 39V38H47ZM97 39V38H96ZM3 40V39H2ZM21 40V39H20ZM19 40V41H20ZM36 40V39H35ZM95 40V39H94ZM172 40V41H171ZM1 41V40H0ZM30 41V40H29ZM48 41V40H47ZM50 41V40H49ZM108 41H110V40H108ZM108 41L106 42L107 43V45H109L108 44ZM32 42H33V40H32ZM104 43H105V41H104ZM0 44H2V43H0ZM52 44V43H51ZM97 44V43H96ZM259 44H260V42H259ZM105 45V44H104ZM258 45V44H257ZM49 46V45H48ZM78 46H82L81 48H80V50H78L77 48H78ZM235 46V48H236V45H234ZM11 47V48H10ZM99 47H101V46H99ZM104 47H107L106 45L104 46ZM215 47V46H214ZM219 47V46H218ZM220 47H222V45H220ZM258 47V46H257ZM3 48V47H2ZM5 48V47H4ZM103 48V47H102ZM231 48H232V46H231ZM104 50H105V52H107V49L106 48H103ZM237 49V52H238V48H236ZM236 49L234 50V52H236ZM260 49V48H259ZM263 50H264V46H263V48H262ZM5 50V49H4ZM82 50H84V49H82ZM102 50V49H101ZM255 50H256V48H255ZM1 51H3V49H1L0 48V53H1ZM56 51V50H55ZM250 51V50H249ZM6 51H4V53H5ZM10 52V51H9ZM12 52H10V53H12ZM253 53H254V51H252ZM252 52L250 51V56L252 55ZM9 53V54H10ZM15 53V52H14ZM95 53V52H94ZM108 53V52H107ZM107 53H104V54H107ZM249 53V52H248ZM2 54V53H1ZM7 54V56H9V54H8V52L6 53ZM102 54V53H101ZM225 55V54H224ZM260 54H258L257 56H259ZM4 56H5V54H4ZM3 56V57H4ZM11 56H13L14 57V54H11ZM22 56H23V58H22ZM95 56V55H94ZM180 56H184V58H185V65H184V67H183V65H182V63H181V61H180V59H178V57H180ZM249 56V55H248ZM256 56V57H257ZM3 57H0V58H3ZM21 57V58H20ZM86 57V58H85ZM100 57V56H99ZM245 57V56H244ZM9 57H4V59H6L7 61L9 60H11V62H12V59L10 58V59H8ZM15 58V57H14ZM18 58H16V59H18ZM93 58V57H92ZM253 58V57H252ZM3 59V60H4ZM16 59H15V61H13V63L14 62H17L18 63V60L16 61ZM58 59H60V58H58ZM88 59V60H87ZM112 59V58H111ZM177 59L179 60V61H177ZM254 59V58H253ZM3 60L2 59H0V69L1 68H7V66L8 65H5V60H4V62H3ZM90 60V61H89ZM93 60V59H92ZM95 60V59H94ZM233 60V59H232ZM11 62H8V64L10 63L11 64ZM61 62V61H60ZM176 62H178V63H181L180 65L181 66H179V65H177L178 63H176ZM7 63V62H6ZM258 63H259V60H258ZM264 63V62H263ZM255 64V63H254ZM261 64H262V60H261ZM12 65H14V64H12ZM234 65V64H233ZM263 65V64H262ZM62 66V65H61ZM108 66V67H107ZM261 66V65H260ZM264 66V65H263ZM262 66V67H263ZM29 67H31V65L29 66ZM63 67V66H62ZM106 67H107V69H106ZM181 67H183L182 69H181ZM184 68H186L189 72H191V71H194V70H196V71H199V70H197V69H205L206 70V68H207V70H208V72L206 71V72H200L201 73V76L203 75V77H201L200 78V80H199V77H200V75H199V77H198V80L196 81V80H194V82L196 81V83H190V82H188L187 81V79L185 78V70H184ZM264 68V67H263ZM75 69V68H74ZM73 69V70H74ZM234 69V68H233ZM262 69V68H261ZM11 70H13V69H11ZM186 70V71H187ZM204 70V71H205ZM201 71V70H200ZM216 71V70H215ZM214 71V73H212V74H210V75H213V74H219V73H216ZM11 72V71H10ZM11 73H13V71L11 72ZM188 73V72H187ZM206 73L208 74L207 75V77H205V75H206ZM78 74V75H79ZM238 74V75H237ZM14 75H15V73H14ZM70 75V74H69ZM190 75H191V73H190ZM194 73H193V77H194ZM216 75V76H217ZM34 76V75H33ZM196 76V75H195ZM227 76V75H226ZM225 75H224V77H222V78H224V79H226V80H228V77H226ZM5 77V76H4ZM7 77V76H6ZM30 77V76H29ZM70 77V76H69ZM75 77V76H74ZM186 77H187V75H186ZM218 77V76H217ZM220 77V76H219ZM50 78V79H51ZM196 78V77H195ZM203 78H205V79H203ZM208 78V79H207ZM239 78H238V84L240 83V81H239ZM71 79V78H70ZM78 79V78H77ZM223 79V80H224ZM241 79V78H240ZM75 80V79H74ZM87 80H89L91 83H88L87 82ZM242 80H244V81H242ZM242 80H241V88H242V92H243V90H244V92L246 91L247 93L248 92H252L253 93V91H254V89L256 90V88L258 87V86H255V88H253V85H257V84H253V85H251V82H253V81H251L250 82V84H249V80L247 81V82H245V79H243L242 78ZM202 81V82H201ZM233 81V80H232ZM81 82V83H82ZM201 82V83H200ZM227 82V81H226ZM77 83V82H76ZM210 83V82H209ZM209 83H207V84H209ZM213 83V82H212ZM233 83V82H232ZM33 84V83H32ZM83 84V83H82ZM84 85V84H83ZM228 85H229V83H228ZM239 85V86H240ZM210 86H212V85H210ZM86 87V86H85ZM88 87V86H87ZM214 87V86H213ZM226 87V86H225ZM234 87V86H233ZM90 88V87H89ZM203 88H205V87H203ZM206 88H207V85H206ZM212 88V87H211ZM236 88V87H235ZM240 88V89H241ZM260 88V87H259ZM123 89H125V88H123ZM237 89H239V88H237ZM122 91V90H121ZM121 91H120V93H121ZM200 91H201V94H200ZM233 91V90H232ZM115 92H118L117 90H115ZM130 92V91H129ZM234 92H236V91H234ZM239 92V91H238ZM243 92V93H244ZM246 92L244 93L246 96H247V94H246ZM256 92H260V90L257 88V91ZM256 92L255 93H253V96L256 94ZM107 93V92H106ZM109 93V94H110ZM133 93V92H132ZM206 93V94H205ZM227 93V92H226ZM230 93H231V91H230ZM233 93V92H232ZM250 93H248L249 94V96H250ZM93 94V93H92ZM108 94V95H109ZM115 94V93H114ZM131 94V93H130ZM39 95V94H38ZM105 95V94H104ZM118 95V94H117ZM240 95V94H239ZM252 95V94H251ZM173 96V97H174ZM242 96V95H241ZM248 96V98H250ZM257 96V97H256ZM258 96H260V94L259 93H257V95H255V98L253 97V100L255 99L256 101H257V98H258ZM33 97V96H32ZM84 97V96H83ZM109 97H110V95H109ZM116 97V96H115ZM73 98V97H72ZM75 98V97H74ZM94 98V97H93ZM192 98V97H191ZM230 98V97H229ZM247 98V99H248ZM251 98H252V96H251ZM250 98V99H251ZM14 99V98H13ZM38 99H39V96H38ZM174 99V98H173ZM260 99V98H259ZM70 100V99H69ZM68 100V101H69ZM75 100V99H74ZM84 100H86L85 98H84ZM83 100V101H84ZM93 100V99H92ZM99 99H97L96 101H91V102H89L88 103V101H89V99H88V101L86 100V104H84V105H82V103H79V102H81V101H79V102H76L77 104H78V108L76 109V108H73V107H71V105L73 106L74 104H75V102H73L72 103V101H73V99L71 100V104L69 103L68 105H63L64 107L66 106H68L64 111L66 112V116L64 115L65 113H62V112H60V113H62L61 115H59V111H58V113L56 112V110H57V106L55 107L54 106V104L55 103H53V105H51L52 103H50L49 105L48 104H38L37 106H35L34 105V107L35 108H28L27 109V115L29 116V123L26 121L25 123H26V125H23V127L21 126V127H18V125H16L15 123H16V120H15V116H14V114H13V112L12 111H10V110H4V109H2L1 107H0V126L2 125V123L3 122H6L7 124H8V126L9 125H12V127H13V125L15 124L16 126L15 127H13V128H21V129H19V130H21V134L23 135H26V136H28V137H33V136H40V135H43L46 139H47V141H49V139H50V136H51V132H52V130H53V128L55 127V126H57V125H54V123L61 117V118H64V117H67L68 116V114H70L71 116L73 115L74 117H73V119L75 120H73V121H71L70 123H71V125L69 124V125H67L66 127L68 128L69 126L72 128V129H74V130H76L77 132H78V128L80 127V128H82V127H84V128H88V130H91L90 132L93 134V135H95V134H97V132H96V130H97V128H95V126H94V124H93V118H95V117H93V118H91V111H95L96 109H98L99 111V113H102V115L101 116H103L104 117V115L103 114H105V112L107 111L105 108H103V109H105L104 110V113L103 112H101L100 110V108H102V106L100 107V105H99V103H100V100L98 101ZM149 100V99H148ZM192 100V99H191ZM193 100V101H194ZM33 101H34V99H33ZM33 101H32V103H33ZM82 101V102H83ZM153 101V100H152ZM170 101V100H169ZM229 101H230V99H229ZM228 101V102H229ZM31 102V101H30ZM35 102V101H34ZM37 102V101H36ZM179 102V101H178ZM198 102V103H199ZM215 102V103H214ZM218 102H220V103H218ZM235 102V101H234ZM20 103V102H19ZM42 103H43V101H42ZM84 103V102H83ZM170 103V102H169ZM225 103V102H224ZM227 103V102H226ZM35 104V103H34ZM37 104V103H36ZM77 104L76 105H74L75 107L77 106ZM79 104H81L80 106H79ZM146 104V103H145ZM32 105V104H31ZM57 105V104H56ZM108 105V104H107ZM197 105V104H196ZM200 105V104H199ZM261 105V104H260ZM26 106V105H25ZM24 106V107H25ZM58 106H60V104L58 105ZM70 106V107H69ZM147 106V105H146ZM171 106V105H170ZM175 106H176V104H175ZM198 106V105H197ZM231 106H232V104H231ZM23 107V108H24ZM103 107H105V106H103ZM163 107V106H162ZM178 107V106H177ZM252 107V106H251ZM27 108V107H26ZM56 108V109H55ZM148 108V107H147ZM200 108H201V106H200ZM233 108V107H232ZM257 108V107H256ZM61 109H63V107L62 108H59L58 107V110H61ZM103 109H102V111H103ZM117 109V108H116ZM150 109V108H149ZM168 109V108H167ZM209 109V108H208ZM227 109V108H226ZM244 109V108H243ZM253 109V108H252ZM259 109H260V106L258 107V112H259ZM261 109H263L264 110V108H262L261 107ZM260 109V110H261ZM200 110V109H199ZM201 110H203V109H201ZM222 110V109H221ZM240 111H241V109H239ZM263 110H261L262 112H263ZM56 113H55V112ZM62 111V110H61ZM63 111V112H64ZM198 111V110H197ZM215 111H216V109H215ZM218 111V110H217ZM220 111V110H219ZM240 111H238V112H240ZM245 111V110H244ZM96 112V111H95ZM94 112V113H95ZM192 112V111H191ZM191 112H189L188 113V111H187V113H184L183 115L184 116H181V118L180 117H178V120L172 125V124H170V125H172L171 127H170V125H169V127H170V129L173 131V132H175L174 134H178L180 137H181V140H183L182 141V143H184V146H185V148H188L190 151H191V149H193L194 151H192V152H196V151H198V150H200V148L201 147H203V146H205V147H209L210 149H214L215 148V150L213 151V150H209V151H211V153L213 154V158L215 157V161H218V162H225V164H227V165H224V166H227L228 167V164H229V159H227L226 157V154H225V149H226V147H227V142H225V140L227 139H229L231 136H233V135H237V138L238 137H240V139H243V138H241V136H238V134H234V130L232 131V129H231V127L229 128V130L231 129V131H229L227 128H225V126L224 127H222V125H221V123L219 124L216 120H218V119H214V117H210V116H208V114L207 115H205V114H199V113H196V114H192ZM199 112V111H198ZM201 112H203V111H201ZM254 112V111H253ZM261 112V113H262ZM91 113V114H90ZM115 113V112H114ZM191 113V114H190ZM203 113H205V111L203 112ZM264 113V112H263ZM262 113V114H263ZM106 114H109V113H106ZM198 114V115H197ZM241 114H243V113H241ZM100 115V114H99ZM110 115V114H109ZM227 115V114H226ZM246 115V114H245ZM244 115V116H245ZM255 115V114H254ZM63 116V117H62ZM93 116H95V115H93ZM113 116V115H112ZM120 116V115H119ZM139 116H141V114H140V112H139V114H134V119L135 120H139L140 121V119H141V117H143V116H141V117H139ZM241 116V115H240ZM259 116V115H258ZM106 117V116H105ZM104 117V118H105ZM221 117V116H220ZM262 117V116H261ZM264 117V116H263ZM69 117H67V119H68ZM71 118V117H70ZM103 118V119H104ZM114 118V121H115V123L119 126V127H121V129H122V127L123 126H125L126 125V123H127V121H128V119H123V118H121V117H118V115L117 116H114L113 117ZM169 118V117H168ZM171 118H172V116H171ZM173 118H174V116H173ZM176 118V117H175ZM180 118V119H179ZM225 118H226V116H225ZM251 118V117H250ZM67 119H65L66 121H68ZM108 119H110V117L108 118ZM112 119V118H111ZM246 119V118H245ZM106 120V119H105ZM143 120V119H142ZM158 120V119H157ZM164 120H165V118H164ZM164 120H163V118H162V121L163 122H161L160 121V118H159V120L158 121H160L161 123H164V126H167V125H165L167 122L168 123H170V121L172 120H170V121H165L164 122ZM166 120H168L167 118H166ZM175 120V119H174ZM249 120V119H248ZM252 120V119H251ZM262 120H263V118H262ZM66 121H64L65 123H66ZM69 121H70V119H69ZM69 121H68V123H69ZM96 121V120H95ZM94 121V122H95ZM133 121V120H132ZM146 121V120H145ZM150 121V120H149ZM152 121V120H151ZM173 121V120H172ZM257 121H258V119H257ZM73 122V123H72ZM160 122H158L159 124H161ZM221 122V121H220ZM224 122V121H223ZM259 122V121H258ZM28 123V124H27ZM67 123V124H68ZM156 123V122H155ZM154 123V124H155ZM171 123H173V122H171ZM225 123V122H224ZM129 124H131V123H129ZM147 124H149L148 123V120H147V123H140V125H142L141 127H143L145 130V132L144 133H149V130H150V132H152L153 133V129H152V131H151V129H150V126H148ZM157 124V123H156ZM159 124H158V126L156 127L158 130H159ZM213 124H214V129H215V131H213L212 129H211V127L213 126ZM61 126H62V124H60ZM60 125H58V126H60ZM66 125V124H65ZM65 125H63V126H65ZM220 125H221V127H220ZM239 125V124H238ZM130 126V125H129ZM128 126V127H129ZM69 127V129H71ZM126 127V126H125ZM131 127H133V126H131ZM135 127V126H134ZM140 127V132L138 131V129H132V130H135V132H137V134L138 133H141V132H143V130H142V128ZM152 127V126H151ZM217 127V128H216ZM228 127V126H227ZM264 127V126H263ZM79 128V129H80ZM152 128H154V126L152 127ZM165 128V127H164ZM233 128V127H232ZM253 128V127H252ZM18 129H16V132L18 131ZM58 130H60L59 129V127L57 128ZM160 129H162V126L160 127ZM166 129V128H165ZM165 129H164V131H165ZM169 129V130H170ZM227 129V130H226ZM253 129H255V128H253ZM15 130V129H14ZM63 130V129H62ZM80 130H82V129H80ZM137 130V131H136ZM147 130H148V132H147ZM240 130V129H239ZM245 130V129H244ZM247 130V129H246ZM66 130H64V132H65ZM73 131V130H72ZM76 131H74V133L76 132ZM155 131H157V130H155ZM171 131V133H173ZM15 132V131H14ZM61 132H63V131H61ZM76 132V133H77ZM120 132H122L123 133V131H120ZM190 132H193V135H194V139H193V141H190V140H188V139H186L185 138V134L186 133H190ZM240 132V131H239ZM256 132V131H255ZM257 132H260V131H258L257 130ZM67 133H69V132H67ZM66 133V134H67ZM70 133H72V132H70ZM69 133V134H70ZM75 133V134H76ZM134 133V132H133ZM155 133V132H154ZM247 133H248V130H247ZM253 132H251V133H248V135L247 136H249V134H252ZM63 135L62 136H64V133H62ZM243 134V133H242ZM245 134V133H244ZM243 134V135H244ZM5 135V134H4ZM23 135V136H24ZM114 135V134H113ZM123 135V134H122ZM135 135L136 134H134V137H135ZM66 136V135H65ZM127 136V135H126ZM129 136V135H128ZM127 136V137H128ZM131 136H133L131 133H130V140H132V137ZM246 136V135H245ZM244 136V137H245ZM251 136V135H250ZM252 136L254 137L255 136V134L253 133L252 134ZM257 136V137H256ZM255 136V138H257V140H255L256 141V143L259 141V140H264V134H258V135H256ZM25 137V136H24ZM41 137V136H40ZM53 137V136H52ZM133 137V138H134ZM136 137H137V135H136ZM2 138V137H1ZM7 138V137H6ZM10 138V137H9ZM22 138V137H21ZM37 138V137H36ZM35 138V139H36ZM66 138V137H65ZM68 138V137H67ZM66 138V139H67ZM96 138V137H95ZM95 138H92V139H95ZM123 138L124 137H122V139H121V141L123 140ZM139 138V137H138ZM234 138H235V136H234ZM236 138V139H237ZM259 138V139H258ZM26 139V138H25ZM34 139V138H33ZM246 139V138H245ZM11 140V139H10ZM28 140V139H27ZM42 140V139H41ZM60 140V139H59ZM58 140V141H59ZM9 141V140H8ZM25 141V140H24ZM52 141H54V140H52ZM120 141V142H121ZM136 141H137V139H136ZM133 142V141H132ZM172 142V141H171ZM254 142V141H253ZM252 142V143H253ZM261 142V141H260ZM264 142V141H263ZM263 142H261V144L263 143ZM34 143V142H33ZM71 143V142H70ZM103 143V142H102ZM121 143H124L123 141L121 142ZM137 144H135V143H133L134 145H135V147L137 148H134V149H136V150H141V148L143 147V146H141V144L140 143H138V142H136ZM142 143V142H141ZM27 144V143H26ZM36 144V143H35ZM41 144H42V142H41ZM140 144V145H139ZM144 144V143H143ZM260 145V143L258 142L257 143V145ZM2 145V144H1ZM32 145V144H31ZM31 145H29L28 147H27V149H25L26 151L24 152V154L22 153H17V154H12L11 156H10V158L8 159V160H10V161H7V160H5L6 162H7V164H8V162H10L9 163V165H7V164H5L6 166H4V160H2V159H0V160H2L4 163H2V161L0 162V171L2 172V173H0V264H67V260L69 259V258H71V255H74V253H75V251L77 250V248H75V243L77 242V241H80V242H84L83 241V239H82V237L80 236H77V234L76 233H74L71 229H69V228H67L66 226H55V219H56V216H57V212L59 213V215H61L60 213L62 212L61 210H63V209H65V211H66V213L67 212H70L71 211V213L74 215V212H73V209H72V205H69V204H71V203H69V201L71 202V200H64V202L66 201V202H68V204L67 203H65V204H61V205H57V202H59L60 203V200L61 199H59L58 200V198H61V197H63V196H61V195H59V194H57V197H56V199H55V195H54V199L53 200H56V201H54V204H55V202H56V204H55V206H51L50 207V205L49 206H47V203H46V200L44 201V199L42 200V199H38L39 197H41V195H42V197L44 196V195H46V192H40V196H37L36 197V193H34V195H35V197H34V195L31 193V191H32V189H31V191H30V193L32 194V195H30V193L28 194L27 193V189L25 190V188L27 187H22L21 188V186H19L18 184H20L21 182L23 183V181L29 176L30 177V172L32 173L33 171L32 170H34V172H36L37 171V169H38V171H39V168L41 169V170H45V167H46V170H48V173L50 174V173H52V175L53 174H56V175H58V177H59V179L61 178V180L58 182V184H57V187L58 188H60V189H62V190H66L67 191V189L69 188V187H72L73 188V190H72V188L70 189V190H72L71 192H70V195L72 194V192H74L73 194V196L74 197H76L77 195H78V197H77V199L80 197V199L82 198V197H84L85 195H88L89 194V197L90 196H96V197H98L99 195H98V193L100 192H97L98 190V188L97 187H99L100 185H98V183H100L102 180H101V178L103 179V181H102V183H101V185L104 187V195L103 196H101L102 197V200H103V198H108V199H110L109 198V194L108 193H110V191H112L111 189V187L112 186H114V185H112V183H113V180L112 179H116L115 177L114 178H110V176L109 175H111V174H109V175H106L105 176V174H107V173H110V171H111V167L113 166H111V164L109 165V166H107V165H104V163H103V161H102V159H101V161L99 160L100 158H98V159H95L96 161H92V160H90V159H88V156H87V158H85V159H79V158H77L78 160H75V161H73V162H70L71 160H70V158H69V160H68V162H66V160L64 161V158H65V153H68V152H65L67 149H68V143H67V149L63 152L64 153V158H63V160L61 161V160H58L59 158H57V156H56V158H57V160H58V162H55L54 161V158H53V156L55 157V155H53L52 156V158H44V156H40V155H43V154H41V153H39V151H40V149H37V146H35V148H33V147H31ZM71 145H73V144H71ZM123 145V144H122ZM121 145V146H122ZM133 145V146H134ZM170 145V144H169ZM5 146V145H4ZM17 146V145H16ZM33 146V145H32ZM46 146V145H45ZM48 146V145H47ZM65 146V145H64ZM103 146V145H102ZM165 146H166V144H165ZM168 146V145H167ZM175 146H176V144H174V145H171V148L170 149H172V148H175ZM11 147H12V145H11ZM25 147V146H24ZM42 147H43V145H42ZM41 147V148H42ZM52 147H54V146H52ZM63 147V146H62ZM71 147V146H70ZM14 148V147H13ZM45 148H47V147H45ZM45 148H43V150L45 151V150H47V149H45ZM74 148V147H73ZM132 148V149H133ZM144 148V147H143ZM229 148V147H228ZM227 148V149H228ZM49 149H50V146H49ZM51 149H53V148H51ZM70 149V148H69ZM10 150V149H9ZM17 150V149H16ZM19 150V149H18ZM36 150H39V151H36ZM42 150V149H41ZM54 150H55V152L58 150V149H55L54 148ZM61 149L59 148V152H61L62 153V151H63V149L60 151ZM75 150V149H74ZM77 150V149H76ZM142 150H144V149H142ZM122 151H125L124 150V148H123V150ZM134 151V150H133ZM139 151H136V152H139ZM47 152H49V151H47ZM118 152H119V150H118ZM117 151H116V157H114L113 156V158H116V163H115V168H116V166L120 169V171H122L123 173H124V175L126 174H129V173H131V174H133V172H134V170H135V168H138L139 167V163H142V164H144V162L145 161H147L148 160V156L146 155L147 153H145L144 154V152L142 153V156H139V158L141 157V159H138V156H137V158L136 159H138L136 162H134V160H131L130 158H129V156H127L125 153H121V150H120V153H118ZM5 153V152H4ZM39 153V154H38ZM45 153V152H44ZM52 153H53V150H52ZM58 153V152H57ZM3 154V153H2ZM1 154V155H2ZM48 154V153H47ZM139 154V153H138ZM49 155H51V153L49 154ZM49 155H48V157H49ZM4 156V155H3ZM46 156V155H45ZM60 156V155H59ZM58 156V157H59ZM103 157L105 156V155H102ZM108 156V155H107ZM28 157H29V159H31V160H27V162L29 161V162H33L31 165L30 164H28L25 160L26 159H28ZM86 157V156H85ZM92 157V156H91ZM106 157V156H105ZM109 158V157H108ZM112 158V157H111ZM110 158V159H111ZM43 159V160H42ZM45 159V160H44ZM67 159V158H66ZM73 159V158H72ZM56 160V161H57ZM106 160V159H105ZM104 160V161H105ZM113 160V159H112ZM210 160V162H213V160H212V158H210V159H208V161ZM47 161V163L44 165V163ZM44 162V163H43ZM106 162V161H105ZM137 162H139L138 164H137V166L138 167H136V163ZM25 163L26 164H28V165H26L27 167H29L28 169H27V171L29 170V169H31L32 168V166H33V168H32V170H29V174H28V172L25 170L26 168H25ZM39 163L41 164V163H43L42 165H44V166H42V165H39ZM112 163H114V161L112 162ZM208 163V162H207ZM207 163H206V165L203 163H201L200 165H194V166H192V172H190L189 174H188V176L186 177V180L188 181V182H190L191 184H193V186H195V188H197V190H198V192L196 193V195L193 197L194 199H195V201H196V204L197 205H194V207L195 208H200V210H204V211H207V212H210V213H208V214H210V216H212L213 218H216V217H225L227 214H225V212H223V210H221L220 208H218V206H215V205H213V204H210L209 206H205L204 205V201H205V199L206 200H208L209 202H211V198L210 197H212V196H215L216 195V193L217 192H214V190L212 191L211 190V188H210V186H208V185H205L204 183H202V175L204 176H207V177H212L210 174H208L207 172H206V169H204V167H208V165H207ZM1 164H3L2 166H4V167H1ZM36 164H38L37 165V169H36V171H35V167H34V165H36ZM108 164V163H107ZM170 165V168L171 167H173L174 166V164H173V162L171 163V164H169ZM24 166V169L22 168ZM204 166V167H203ZM31 167V168H30ZM43 167V168H42ZM140 167H142V165L140 164ZM114 168V167H113ZM114 168V169H115ZM117 168V169H118ZM118 169V170H119ZM25 170V171H24ZM40 170V171H41ZM43 170V171H44ZM99 170V171H98ZM43 171H41V172H43ZM98 172V174H96V172ZM102 173H101V172ZM45 172V171H44ZM46 173V172H45ZM47 173V174H48ZM99 173H101V174H99ZM112 173V172H111ZM121 173V172H120ZM33 174H35V176H36V173H33ZM122 174V173H121ZM4 175V177H2ZM51 175V174H50ZM113 175V174H112ZM123 175V176H124ZM125 175V176H126ZM34 176V175H33ZM54 176V175H53ZM52 176V177H53ZM100 176H102L101 178H100ZM128 176V175H127ZM131 176V175H130ZM28 177V178H29ZM31 177H32V175H31ZM38 177V176H37ZM39 177H40V181H36V182H38L39 183V185H40V183H42V186H43V184H46V183H48L49 182V179L51 180V178H49V177H51V176H45V175H42V176H40L39 175ZM36 178V177H35ZM49 178V179H48ZM54 178V177H53ZM126 178V177H125ZM124 178V180H126ZM31 178H29V182H31V183H34V182H32L33 180L31 179ZM34 179V178H33ZM37 179H39V178H37ZM57 179V178H56ZM100 179V180H99ZM131 179V178H130ZM117 180V179H116ZM118 180H119V178H118ZM132 181H133V179H131ZM11 181H13L12 183L13 184H15V186L14 185H12V183H11ZM27 183H28V180H25ZM24 181V182H25ZM99 181V182H98ZM121 181V180H120ZM14 182H16V183H14ZM17 182H19L18 184H17ZM116 182V181H115ZM21 183V184H22ZM30 183V184H31ZM54 183V182H53ZM52 183V184H53ZM123 183V182H122ZM126 183V182H125ZM20 184V185H21ZM23 184H25V183H23ZM115 184V183H114ZM117 184H119V183H117ZM137 184V183H136ZM27 185H29V183L27 184ZM47 185V184H46ZM49 185V184H48ZM135 185V184H134ZM23 186V185H22ZM33 186H34V184H33ZM38 186V185H37ZM54 186H56L55 184L53 185V187ZM120 186V185H119ZM46 187H48V186H46ZM52 187V186H51ZM52 187V188H53ZM115 187H118V186H115ZM136 187H138V188H140V191L142 190L141 189V187H139L138 185L136 186L135 185V188ZM39 188H41V187H39ZM99 188H101V187H99ZM133 189V190H136V189ZM42 189V188H41ZM59 189V190H60ZM68 189V190H69ZM146 189V188H145ZM48 190V189H47ZM49 190H50V188H49ZM58 190V191H59ZM69 190V191H70ZM75 190V191H74ZM97 190V191H96ZM119 190V189H118ZM123 190V189H122ZM138 190V189H137ZM147 190H148V187H147ZM39 191V190H38ZM53 191V190H52ZM57 191V192H58ZM103 191V190H102ZM139 191V190H138ZM149 191V190H148ZM148 191H147V193H148ZM35 192V191H34ZM37 192V191H36ZM51 191H49V193H50ZM57 192H55V193H57ZM135 192V191H134ZM137 192V191H136ZM142 192H145V190L144 191H142ZM38 193V192H37ZM48 193V195H53V194H49ZM64 192H62V194H63ZM66 193V192H65ZM101 193V192H100ZM151 193H152V191H151ZM76 194V195H75ZM91 194V195H90ZM114 194H116V193H114ZM61 196V197H59V196ZM65 195V194H64ZM113 195V194H112ZM111 195V196H112ZM138 195H139V193H138ZM141 196L143 195V194H140ZM145 195H146V193H145ZM17 196H19V198H18V200H16V197ZM65 196H67V194L65 195ZM73 196H72V198H73ZM110 196V197H111ZM115 196V195H114ZM113 196V197H114ZM118 196V194H116V197ZM155 196V195H154ZM87 197V196H86ZM85 197V198H86ZM95 197V198H96ZM101 197H100V202H102V203H100L99 204V210L101 211V210H103L102 208H103V206H104V204H106V202L105 201H102L101 200ZM148 197V196H147ZM157 197V196H156ZM43 198H45V197H43ZM51 198H53V197H51ZM71 198V199H72ZM91 198V197H90ZM99 198V197H98ZM120 198H122V197H120ZM161 198V197H160ZM164 198V197H163ZM190 198H192V197H190ZM190 198H188V199H190ZM26 205V207L24 206H22V205H24V204H22V205H19L20 203H22L20 200ZM62 199H64V197L62 198ZM76 199V200H77ZM79 199V200H80ZM83 199V198H82ZM87 199L88 198H86V201H87ZM114 199V198H113ZM117 199V198H116ZM187 199V200H188ZM14 200H16L17 201V203H18V207H19V209H20V206H22L21 208H23L24 210H21V211H19L18 209H16V210H14V208H13V204L12 203H14ZM48 200V199H47ZM89 200V199H88ZM117 200H119V199H117ZM177 200H179V199H177ZM182 200H185V202H187L186 201V199L184 198H182ZM181 200V201H182ZM49 201V200H48ZM63 201V200H62ZM86 201H84V203L86 202ZM94 201V200H93ZM119 201H121V200H119ZM164 201V200H163ZM166 201V200H165ZM189 201H192L193 202V200H189ZM12 202V203H11ZM64 202H62V203H64ZM76 202V201H75ZM74 200H73V207H75L76 205H74ZM99 202V201H98ZM98 202H97V204H98ZM112 202H115V201H113L112 200ZM184 202V201H183ZM183 202H182V204H183ZM17 203H15L16 204V206H17ZM58 203V204H59ZM80 203V202H79ZM84 203H82L83 205H85ZM91 203H93V202H91ZM91 203L88 205V207L91 205ZM96 203V202H95ZM118 203H122V202H118ZM118 203L116 204V206L118 205ZM124 203H125V201H124ZM53 204V205H54ZM78 205V204H77ZM93 205V204H92ZM94 205H96V204H94ZM93 205V206H94ZM107 205V204H106ZM109 205H111V203H109ZM121 205V204H120ZM126 205V204H125ZM125 205H123V206H125ZM82 206V205H81ZM122 206V205H121ZM63 207H65V208H63ZM91 207V206H90ZM79 209V207H76V209ZM94 207H92V209H93ZM77 209V210H78ZM157 209H159V208H157ZM162 208L160 207V209L159 210H157V211H155L154 209H153V211H155L156 213H153L154 214V217L157 219L158 217V219H160L159 221H160V223H159V221L157 220L156 221V219H153V215H151L152 216V218H148V217H146V219L148 218V220L147 221H150V219H151V221H153V220H155L157 223V225L155 226V224L154 225H152L153 227H151V229H153L154 231L152 232V233H150L149 235H152V234H154L155 236H158V238L160 239V243H161V249H163V250H167V248H168V245H169V241H171V239L173 238V236H174V233L176 232V230H175V226H171V225H168V223L167 222H163V221H166V220H172L173 219V214H172V216L170 215V213L169 214H167L164 210V212L163 211H160ZM164 209V208H163ZM105 210H107V209H105ZM65 211H63V212H65ZM75 211V210H74ZM78 211H80V210H78ZM81 211H82V209H81ZM80 211V213H82ZM83 211H84V206H83ZM97 211V210H96ZM117 211V210H116ZM143 211H145V210H143ZM62 212V214H64ZM76 212V211H75ZM103 212V211H102ZM118 212V211H117ZM65 213V214H66ZM80 213H79V215H80ZM85 213H87V212H85ZM22 214V215H21ZM64 214V215H65ZM70 214V213H69ZM83 214V213H82ZM88 214V213H87ZM91 214H92V212H91ZM125 215L127 214V213H124ZM131 214V213H130ZM142 214H143V212H142ZM147 215V212L145 213L144 212V215ZM151 214V213H150ZM149 214V215H150ZM86 215V214H85ZM89 215V214H88ZM119 215V214H118ZM123 215V214H122ZM143 215V216H144ZM145 215V216H146ZM148 215V216H149ZM23 217V218H27L28 220H31L30 221V223L32 224L33 222L35 223V224H33V226L31 225V227H28V226H26V227H21L22 226V224H20L19 223V226L20 227H17V222H16V225L14 224V227H13V225L11 226V224L13 223L12 221L13 220H16V219H19L20 217ZM61 216H63V215H61ZM72 216V215H71ZM70 216V217H71ZM74 216H76V215H74ZM78 216V215H77ZM101 216V215H100ZM105 217H107V218H114V216H116V215H114V211L113 210H111V211H109V212H105V215H104ZM124 216V215H123ZM127 216H130V215H127ZM151 216H149V217H151ZM57 217H59V216H57ZM65 217V216H64ZM64 217H62V218H64ZM67 217V216H66ZM73 217V216H72ZM91 217V216H90ZM96 217V216H95ZM62 218H59V219H61V220H63ZM68 218V217H67ZM74 218V217H73ZM79 218V217H78ZM77 218V219H78ZM126 218V217H125ZM144 218V217H143ZM21 219V218H20ZM27 219H25L24 221H26ZM69 219H72V218H69ZM124 219V218H123ZM122 219V220H123ZM146 219H144V220H146ZM153 219V220H152ZM23 220V219H22ZM21 220V221H22ZM58 220V219H57ZM64 220H65V218H64ZM63 220V221H64ZM74 220H76V219H74ZM82 220H87V218L86 219H82ZM81 220V221H82ZM116 220V219H115ZM33 221V222H32ZM72 221H73V219H72ZM72 221H70L69 223H73ZM98 221V220H97ZM114 221V220H113ZM126 220H124V222H125ZM128 221V220H127ZM58 222H61V221H59L58 220ZM68 222V221H67ZM75 222V221H74ZM105 222V219H103V220H101V221H99V224L100 223H104ZM107 222H108V220H107ZM106 222V223H107ZM111 222V221H110ZM30 223H27L26 222V224L28 225V224H30ZM106 223H104V225H106ZM152 223V222H151ZM155 223V222H154ZM65 224H68V223H65ZM94 224V223H93ZM98 224V223H97ZM98 224V225H99ZM108 224H109V222H108ZM153 224V223H152ZM35 225V226H34ZM70 225V224H69ZM74 225V224H73ZM78 225H80L79 223L77 224V226L75 225V227L77 228L78 227ZM97 225V227H100V225L98 226ZM104 225H101L102 227H104ZM16 226V227H15ZM206 226V225H205ZM72 227V226H71ZM75 227H74V229H73V227H72V229L75 231ZM81 227V226H80ZM108 227V226H107ZM111 227V226H110ZM203 227V226H202ZM112 228V227H111ZM136 228H138L137 226H136ZM205 228V227H204ZM207 228V227H206ZM82 229V228H81ZM108 230H109V227H108ZM82 231H84V234L85 233H87V236H90L91 235V237H90V241H93L94 239L96 240V242H97V239H96V236H94L93 235V233H95V231H93V230H87L86 228L85 229H83ZM87 231V232H86ZM98 231H99V237H100V234H101V232L102 233H104L105 231H107V228H106V230L104 231V230H99L98 229ZM104 231V232H103ZM110 231V230H109ZM207 231V230H206ZM209 231V230H208ZM80 232V231H79ZM78 232V233H79ZM105 233H107V232H105ZM111 233V232H110ZM110 233H108V235L110 234ZM115 233V232H114ZM114 233H111V235H113ZM137 233H138V235L139 236H143L144 237V235H146V231H144V232H142V230L140 231V229H138V231H137ZM80 234V233H79ZM114 235H116V236H114ZM113 236L114 237H118V235H119V233H118V235L117 234H114ZM119 236H121V235H119ZM111 237V236H110ZM102 238V237H101ZM106 239V238H105ZM105 239H103V241L105 240ZM108 239V238H107ZM107 239H106V241H107ZM114 239V238H113ZM95 240L93 241L94 242V245H95ZM20 241H22L23 242V244L21 243V245L22 246H20L18 243L20 242ZM110 241V240H109ZM112 241V240H111ZM97 243H99L100 244V242H97ZM104 243V242H103ZM106 243V242H105ZM98 244H96V246H97ZM105 245V244H104ZM3 246H5L6 248H8V249H3L2 247ZM82 248L83 249H86V248H88L87 246H85V245H83L82 244ZM264 247V242H261L260 244H259V247ZM81 249V248H80ZM76 254V253H75Z\"/></svg>",
  "mask_w": 264,
  "mask_h": 264
}]
</instances>
